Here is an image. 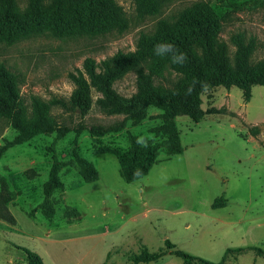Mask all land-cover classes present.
Instances as JSON below:
<instances>
[{
  "label": "rangeland",
  "instance_id": "obj_1",
  "mask_svg": "<svg viewBox=\"0 0 264 264\" xmlns=\"http://www.w3.org/2000/svg\"><path fill=\"white\" fill-rule=\"evenodd\" d=\"M113 1L119 24L104 33L83 29L72 16L61 19L52 0H14L17 11L30 9L32 18L0 23V65L18 77L25 118L42 114L53 130H70L61 140H55V132L38 135L1 156L0 192L4 179L17 196L7 204L15 223L0 219V264H26L21 249L38 254L43 264H131L144 250H164L166 240L174 246L170 251L209 264H264V256L253 251L225 257L228 249L264 252V87L253 86L249 99L236 87L212 88L201 94L195 112L175 111L183 152L169 156L162 149L149 173L132 183L120 176L109 150H126L128 134L141 143H161L162 110L150 107L144 120L127 121L122 130L97 137L92 130L112 129L126 114L110 107L107 96L92 85L85 111L70 102L76 89L70 75L86 76L87 59L99 71L117 52H135L140 35L154 31L159 20L175 21L179 11L198 1L213 11L212 33L230 60L243 41L253 47L251 64L264 61V0H162L154 16L140 14L135 0ZM149 60L114 77L111 92L130 98L142 77L171 89L180 74L170 63L152 74ZM194 113L201 114L199 121ZM77 128L82 132L75 136ZM15 135L8 120L0 119V146ZM53 154L62 165L63 188L52 193L54 214L46 219L38 206ZM75 154L94 165L95 181H83L72 163ZM218 199L223 206L212 208ZM70 208L79 213L71 223L65 218ZM148 264L183 262L168 251Z\"/></svg>",
  "mask_w": 264,
  "mask_h": 264
},
{
  "label": "trees",
  "instance_id": "obj_2",
  "mask_svg": "<svg viewBox=\"0 0 264 264\" xmlns=\"http://www.w3.org/2000/svg\"><path fill=\"white\" fill-rule=\"evenodd\" d=\"M36 4L44 0H33ZM60 11V18L65 20L69 16L81 22L82 28L93 33H104L119 24V9L113 0H52ZM162 0H135L137 11L143 15L154 16L161 11ZM33 11L18 12L14 0H0V23L5 19L30 20ZM216 28L215 15L206 2L198 1L185 7L177 13L175 21L161 19L151 33L140 35L137 50L133 53L117 52L111 58L103 61L99 71L95 64L87 59L84 63L85 75H70V80L76 89L70 102L73 108L85 111L89 103L90 85L97 87L104 93L109 101V106L114 110L124 112L126 117L115 127L109 130L95 129L91 133L100 137L108 131H120L127 121L140 122L145 119L147 110L154 107L162 110L163 124L157 132L164 137L161 143H141L136 136L128 134L129 147L124 150L112 149L109 152L115 156L119 165L120 176L126 183H132L145 177L155 165L160 151L169 155H179L183 152L180 145L178 131L173 122V113L185 109L195 112L200 105L201 94L212 88L223 87L229 89L236 87L243 93L245 99L250 98V89L253 86L264 87V61L255 64L249 62L253 47H244L243 41L239 42V50L234 60H230L224 45L219 44L212 30ZM4 40L11 42L10 37ZM168 43L174 45L177 55L185 54L182 63L172 62V53L157 56L154 53L156 44ZM150 59V60H149ZM149 60L148 68L152 74L160 73L167 64H171L180 74L179 79L171 89L154 86L149 77H142L138 83L137 92L130 98L116 96L109 89L114 77L140 66ZM18 77L3 65H0V119L8 120L16 131L12 140L5 141L0 146V158L10 148L20 145L38 135H50L55 132V140L63 139L69 129L53 130L46 117L42 114L27 120L19 101L17 90ZM200 113H194L193 119L199 121ZM75 136L82 132V128L74 130ZM78 174L84 182L91 183L97 178L94 165L74 155L72 161ZM61 164L55 154L52 155V164L48 177L43 184V201L38 208L46 219L54 214V203L51 195L54 191L63 188L59 179ZM2 181L3 190L0 192V219L9 224H14L15 219L7 209V204L12 202L17 194L9 191ZM219 199L212 204V208L222 207ZM34 210L30 211L29 218L33 217ZM70 214L73 216L70 217ZM79 217L78 211L70 208L65 213L67 222L71 223ZM174 248L169 241H165V249L157 253H148L145 250L135 255L131 264H148L157 261L162 256L169 254L180 258L183 264H209L199 258L190 256ZM26 264H43L41 257L27 249H21ZM253 251L259 256L264 252L259 248H242L231 250L228 254H238Z\"/></svg>",
  "mask_w": 264,
  "mask_h": 264
},
{
  "label": "clouds",
  "instance_id": "obj_3",
  "mask_svg": "<svg viewBox=\"0 0 264 264\" xmlns=\"http://www.w3.org/2000/svg\"><path fill=\"white\" fill-rule=\"evenodd\" d=\"M178 50L175 49L174 45L163 43V44H156L154 46V53L157 56H163L166 53H172V62L173 63H182L183 60L186 58L184 53L176 54Z\"/></svg>",
  "mask_w": 264,
  "mask_h": 264
}]
</instances>
